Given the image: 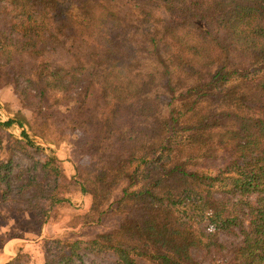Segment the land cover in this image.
I'll list each match as a JSON object with an SVG mask.
<instances>
[{"label": "trees", "instance_id": "obj_1", "mask_svg": "<svg viewBox=\"0 0 264 264\" xmlns=\"http://www.w3.org/2000/svg\"><path fill=\"white\" fill-rule=\"evenodd\" d=\"M8 88L33 127H71L94 155L72 176L50 155L27 197L0 165L12 208L46 222L78 191L90 204L75 224L105 226L54 238L42 264H86V250L115 264H264V0H0ZM17 124L0 119V151L8 129L42 148ZM220 232L240 239L227 248Z\"/></svg>", "mask_w": 264, "mask_h": 264}, {"label": "rangeland", "instance_id": "obj_2", "mask_svg": "<svg viewBox=\"0 0 264 264\" xmlns=\"http://www.w3.org/2000/svg\"><path fill=\"white\" fill-rule=\"evenodd\" d=\"M9 117L19 118L24 124V127H21L18 123L17 127L11 131L13 134L23 139L22 131L25 128L29 136L37 144L42 145V148H39L36 145L24 143L25 147L19 148L18 144L9 138V129L2 133L3 149L0 151V165L8 164V168L12 172H21V176L17 177L18 181L12 177V185L16 184L12 196L15 193L17 197L20 189L23 190L26 197L32 196L31 193L37 187V180L43 175L42 164L50 155L61 158L62 161L59 165L68 176H72L74 166L85 165L94 159V155L82 152L78 142L73 137V132L70 131L71 127L63 129L53 127L48 130L33 127V112L29 108H22L18 96L11 88L0 92V119L7 120ZM19 183L24 187L21 188ZM4 186L5 183L0 177V264H6L15 258L20 259L18 264L45 263L49 255L48 249L53 245L54 238L75 237L77 234L92 235L102 231L105 227L75 224V216L82 214L90 204V197L85 195L80 197L78 191L74 193L77 199L52 208L51 217L43 222L37 214L32 212L27 214L11 207V205L17 206V203L13 205L10 200L4 202L2 200ZM121 189L122 185L117 189V195ZM19 206H23V204ZM218 239L226 243L227 248H229L240 239V236L220 232ZM227 248L224 249L223 255L221 253V256L219 253L216 255L220 261L224 260V256L228 254ZM201 253H198L200 257L202 256ZM82 254H84L83 261L86 264H115L113 254H99L87 250L83 251ZM208 258L205 264L209 262L210 259L208 260ZM211 258H214V255Z\"/></svg>", "mask_w": 264, "mask_h": 264}]
</instances>
